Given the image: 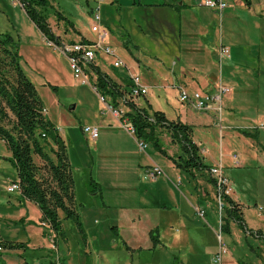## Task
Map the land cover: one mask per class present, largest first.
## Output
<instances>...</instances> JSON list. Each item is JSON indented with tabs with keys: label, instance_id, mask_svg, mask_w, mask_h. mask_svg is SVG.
I'll return each instance as SVG.
<instances>
[{
	"label": "rangeland",
	"instance_id": "1",
	"mask_svg": "<svg viewBox=\"0 0 264 264\" xmlns=\"http://www.w3.org/2000/svg\"><path fill=\"white\" fill-rule=\"evenodd\" d=\"M19 1L21 0H0V34L10 33L14 36L21 55L22 66L32 80L39 81L38 78L42 77L48 83L58 86L56 92L58 103L55 101L57 104H53L50 95L37 84L42 98L47 103L45 107L49 111V119L64 133L68 143L72 173L75 180V207L80 214L82 226L80 227L73 218L63 219L67 240L61 241L60 246L59 243L57 245L53 243L52 238L47 236L49 225L38 217L42 215H40V210L36 204L33 201L27 202L26 200H21L22 203L19 204L20 193L7 190V186L16 179L18 173L16 168L6 159L9 149L6 143L0 139V160L2 162L0 168V224L2 228L7 226V229H10L14 236L22 238L25 242H32L31 244H41V238L45 237L50 244V249L47 250L48 256L52 257L54 264H62L60 247L65 251L66 258L69 259L65 245L71 248V252L78 262H81V260L87 261L89 256L88 263L90 264L92 261L91 264H93V257L97 256L95 260H98V264L101 258L103 259L101 264L156 263L154 257L157 254L156 249L148 247L151 243L155 246L153 236L156 235L155 228L159 224V216H146L148 208L143 206L137 196L141 191L138 185V161L140 158H144L147 153L151 154L152 149L146 144L144 153L140 155L139 141L137 146L135 140L130 139L129 132L125 127L119 129L105 126L106 121L109 120L108 114L111 111L108 106L109 103L104 101L100 93L94 89L92 80H90V83L82 82L73 75L67 56L55 46L49 45L48 39L40 32L26 10L19 4ZM251 2L252 12L253 9L255 12L260 7V11L264 12V0H251ZM259 2H262V5ZM226 4L228 6V3ZM98 5L100 6L103 25L109 32V37L106 38L105 42L108 41L107 43L115 50L117 56L123 58L129 64L132 61L128 58L133 59L132 53H134L139 58L137 62L141 64L140 71L144 79L158 81L163 76L172 77L173 71L181 67L182 61H179L178 56L171 58L174 45L176 47L179 44L177 35L172 33L171 40H169L162 28H157V31L151 37L139 39V47L131 44V50L128 49L124 45V40L129 37L120 33V25L116 18L118 16L115 10L116 7H111L106 1L50 0V5L47 6L45 12L49 16L48 21L53 31L55 30V34L56 32L60 34V36L58 35L60 41L62 43H72L75 42L74 34L76 30L70 26L71 22L79 29L88 27L92 38L97 37V34L91 30L93 22L91 10L94 11ZM203 9L210 18L211 27L213 24L214 27L218 28V38L225 39V42L217 50V56L215 51L211 50L206 61L209 60L216 64L211 68L219 74L218 81L220 77H223L219 84L228 86L231 90L228 92L229 95L223 96V120H221L220 113L216 110L201 111L187 106L181 111V116L182 119L194 123L195 127L202 128L201 130H195V137L197 140H201L203 147H206L210 152L209 161L220 158L221 152H223V154H226V162L235 164L233 156L238 154L242 163H246L244 168L233 169L232 171L236 184L233 185L231 178L226 175L230 180V193L234 191L235 195H241L246 204H244L247 209L246 216H254L252 214L254 208L261 216H264V152L257 144L258 140L239 133L243 129L257 132L259 134L258 139L264 144V62H257L256 64V66L259 64L260 75H249L246 80L244 74L246 72H243V79H237L241 80L240 82H228L227 67L231 64L225 58L230 57L231 48L225 43L228 38L235 39L239 37L240 30L232 27L229 14H227L229 10L222 15L223 10H218L220 11L218 12L215 11L216 9L206 8V6ZM59 15H62L63 18L60 19ZM147 16L155 21L150 14ZM236 19H241V14H238ZM144 23L145 20H143ZM244 28H247L251 35L248 39L246 38L249 44L244 57L247 65L253 67L252 63L258 52L256 47H253L252 40L263 41L264 28L257 33L251 20L246 23ZM212 37V32H210V38ZM222 47H229L230 53L228 56L221 54ZM245 48L246 46L243 47V50ZM254 50L256 57L252 54ZM262 51L264 55V48ZM182 57L184 58V55ZM110 59L114 60V56H110ZM221 62L223 63V69L220 66ZM102 66L108 67L105 64ZM126 68H128L126 65L120 67H114L113 65L112 69L108 67L114 74H117L119 79H121V76L129 77V75H125ZM138 75L142 80L141 75ZM182 85L178 86V90L180 87H185ZM156 88L154 87V90ZM212 89L211 92L216 91V88L215 90ZM188 90L190 91V89ZM148 92L150 93L149 89ZM157 95L164 109L170 115H176L178 109L174 103L175 100L180 102L179 104L183 103L179 94L174 96V94L160 92ZM124 105H119L118 108L126 112ZM204 114L215 119V124L208 125L207 123V125H203L200 123L199 121L206 118L203 117ZM86 124L100 127L101 138L96 144L88 141L89 136L83 132L82 125ZM221 125L224 126V130L231 131L224 139H222L219 131ZM161 140L166 149L172 150V145L165 138ZM254 141L255 144H253ZM124 148L132 149L136 155L124 153ZM247 158L248 160H246ZM244 159L245 162H243ZM34 160L43 167L44 163L38 156H35ZM118 167L125 168L122 176L118 173ZM44 173H46L45 169ZM91 178L99 182L96 188V190L100 189V191H97L98 193L92 192L95 187L90 186ZM126 178L130 180L132 186L119 188L117 185L119 182L117 181ZM215 193L221 212V216H219L222 220V214L225 215V212L220 209L217 187H215ZM224 202L226 204L225 199ZM185 210L186 216L190 218L191 222L198 220L202 223H209L206 217L203 216L205 209H201L203 214L198 211L196 213L186 205ZM1 216L11 217L7 219ZM28 216H31L34 220L29 219ZM29 225L31 227H28ZM79 228L87 232L91 244L86 245ZM217 229V232H220L219 225ZM25 232L31 233L29 241L26 240ZM219 234L223 236V240L221 237L219 238L218 233H215L217 253L213 254L214 257L207 258L205 253H201L202 258L210 259L208 262L211 261V264H221L220 257L225 255L223 250L230 246L226 242L227 235L223 232ZM200 236L202 240L213 242V238L209 234L200 233ZM31 239L34 240L31 241ZM87 247L91 249V253L86 252ZM35 254V251L26 250L24 257L32 259ZM253 256L255 254H251V257L240 254V257L246 261H251L254 258ZM22 259L23 257L20 255L13 254L9 259L11 261L9 264H23ZM3 264H6V262Z\"/></svg>",
	"mask_w": 264,
	"mask_h": 264
},
{
	"label": "crops",
	"instance_id": "2",
	"mask_svg": "<svg viewBox=\"0 0 264 264\" xmlns=\"http://www.w3.org/2000/svg\"><path fill=\"white\" fill-rule=\"evenodd\" d=\"M103 1H106L111 7H116L115 10L118 13V16L116 18L120 25V33L124 36L129 33L128 36L132 42L131 44L137 47H139L140 44L139 39H146L149 36L151 37L157 31V28H162V30L167 34L166 38L169 40H171L172 33L174 35H177L179 44L176 47L174 45V48L171 51V58L178 56L179 61H182V65L176 71H173L172 77L163 76L158 81L144 79L140 71L141 64L137 62L139 58H137L134 53H132V57L134 60L128 58V60L130 59V61H132L130 64L127 63L123 58H121L129 68H126L127 70L125 71V75H129V77L131 78V73L140 74L142 77V83L150 91V93L148 92V94L142 95L140 98H136L132 101L139 107L150 106L152 110H161L165 112L166 116L170 120L180 119L181 121L192 125L194 128L193 140L202 148L201 151L205 162L212 166L219 164L222 165L224 173L231 178L232 184H236L232 176V171L233 169L244 168L246 163H242L240 157H238V159L236 160L234 156L233 160L235 164L228 161L226 162V154H223V152H221L220 158H216L214 159V161H209L210 152L206 147H203V142L201 140H197L195 137V130H201L202 128H199V126L195 127L194 123H190L189 121L182 119L181 116V111L185 108V106L192 109L197 108H195V106L191 104H179L180 102L175 100L174 103L178 111L176 115L172 116L166 109H164L162 103L159 100V96L157 95L160 94V92H164L170 95L174 94V96H178V86H181L182 84L190 89V91L200 90L204 92H211V89L215 86L214 89H212L215 90V88L220 85L219 81L221 79L223 80V77H220V80L218 81L219 74H217L216 71H213L211 68L216 64L209 60L206 61V58L208 57L211 50H214L215 55L217 56V50L219 46L225 42V39L221 37L218 38L217 27H214L213 24L211 27V22L209 21L210 18L208 17L206 11L203 9L205 7V5H203L204 0H119L118 3H113V0ZM225 1L228 3V6L221 12L222 15L224 14V12H227L229 10L227 14H229L230 22L233 25L232 27L240 30L239 37L235 39L228 38L226 39L225 43L231 48L230 57L225 58L226 61L231 64L229 65V67H227V79H229L228 82L235 83L241 81L237 80L238 78L243 79V72H246L244 73L246 80L249 75H260V68L258 66L259 64L257 65L258 68L256 64L257 62H264V55L262 54V49L264 48V40H252V45L254 48L256 47L258 53L256 57L255 50L254 52H252V54H254L256 57L252 63L253 67L252 65H247L244 56L246 55L249 42H247L246 40L251 35L249 31H247L248 29H245L244 27L246 23H249V20H251L252 25L256 29L257 33H259V30H262L264 28V12L260 11L261 7L255 12L253 9L252 12V8H250V3L252 4L251 0H249V3L244 0ZM259 3L260 5H262V2ZM172 4L179 6V8H176V6ZM206 8L208 7L206 6ZM91 13H93V9L91 10ZM242 13L244 14L242 15ZM148 14H150L155 21L148 17ZM238 14H241V19H236V16ZM143 20H145L144 24ZM71 27L76 30V33L74 34L75 41L83 40V38H85V40H92L97 38H92L91 34L88 31V27L83 29H79L76 26ZM210 32H212V38H210ZM56 34L60 36L59 33L56 32ZM258 41L259 43H257ZM244 46H246V48L243 50ZM183 55L184 58L182 57ZM222 62L221 65H219L223 69ZM103 64L112 69L113 59H110V57H107L102 54V52H99L94 67L98 66L101 70L109 74L115 81H117L121 85L122 90L126 95L131 89L129 77L121 76V79H119L117 78V74H114V72L108 69V67H103ZM90 79L94 81L95 76L93 74L90 75ZM33 80L36 86L38 84L42 87L41 89H43V91L50 95V100L53 104L58 103L57 94L49 85L52 83H48L42 77L38 78L39 81H37L36 79ZM154 87H157L156 90H154ZM37 88L38 91H40L38 86ZM55 101H57V103H55ZM119 102L120 106L122 104H125L124 107L126 108V111L129 110V106L126 103H123L122 99H120ZM44 103L45 105L47 104L45 101ZM47 115H49V111L47 112ZM108 115L109 120L106 121L104 119V121H106V127L124 129L125 126L123 125L121 118L115 116L112 110ZM203 117L206 118H203V120L199 121L203 125H207V123L208 125L212 123L215 124V119H213L210 115L204 114ZM221 120H223V110ZM200 123L199 125H201ZM221 127L219 131L220 135H222V139H224L226 135H229L231 133V131L224 130L225 128L222 125ZM244 131L249 132V134L244 133ZM157 132L161 139L165 138L172 145V150L166 149L163 146L167 150L168 154L172 156L178 155L180 153L179 145L172 141L168 130L165 127H158ZM60 133L63 138L66 139L64 133L61 130ZM239 133L258 140L257 144H259L262 152H264V144L261 143V141L258 139L259 134L257 132L247 131L243 129L240 130ZM129 137L130 139L135 140L134 142L136 145L138 144L139 139L135 135L129 133ZM100 138L101 134L95 140L91 138L87 139L88 141H92L96 144ZM255 143L256 142L254 141L253 144ZM147 144L149 145V148L152 149V152L151 154L147 153L144 158H140L138 161V185L141 191L137 196L143 206H147L148 208V210L146 211V216H159V224L155 228L156 235L153 236L155 246H153L151 243V245L148 247L150 249H156L155 251L157 254L154 256L156 263L147 262L145 264H211V261L208 262L210 259L206 260L205 258H202L201 253H205L207 258H212V256L214 257L213 254L215 252L217 253L215 233H218L219 238L221 237L223 240V236H220L219 234L220 232H223L227 235L226 242L230 244V246L226 248L225 255L222 256L221 264H242V262L248 264H264V216H261L255 208L252 212L254 216H246L247 209L244 200L241 198V195H235L233 191L232 193H230V196L237 203L241 204L243 218L248 229H242L241 226L233 220L230 221L227 230L222 229V220L220 217L221 212L219 210V205L215 197V184L214 181H212V176L210 175L209 170H206L204 172L193 170L194 174H190L189 172L183 171L182 169L176 167L171 159L154 148L151 143ZM144 151L145 150L140 149L139 154L142 155ZM123 152L136 155L135 151L130 148H124ZM7 156H10V152L7 154ZM246 160H248V158ZM243 162H245V159ZM152 165L161 166L163 169V174L158 176L156 179L145 178L144 173L148 168H151ZM1 167L2 162L0 168ZM124 172L125 168L118 167V173H120V176H122V173ZM16 180H18V176L16 177V179H14V181ZM129 181L130 180L126 178L117 181L119 182L117 185L119 188H129L128 186H132ZM26 201L30 202L29 200ZM20 202L21 199H19V204ZM186 205L196 213L197 211L201 213L202 208L205 209L206 211H204L203 216L206 217V220H208L209 223H202L198 220L191 222L190 218L186 216ZM40 215H42L41 211ZM59 216L62 219L66 218L64 212L61 210L59 211ZM1 217H5L8 219L11 216ZM38 217L41 218L42 216ZM28 218L34 220V218H32L31 216H28ZM217 223L220 227V232H217ZM28 227H31V225H29ZM7 228V226L6 228H2V225L0 224V233L2 234L4 239L6 241L9 240L13 242H23L24 247L5 249L4 251H1V264L5 262L6 264L11 263L9 259L13 254L23 257V264H54L52 257L48 256L47 250L50 249V244L46 241L47 239L45 237L41 238V244H31L32 242H25V240H22V238H17L13 235V233L10 232V229ZM256 230H260L261 232L257 234L254 232ZM63 231V235H58L59 246L61 244V241L67 240V234L64 227ZM50 232L51 230L49 229V231L47 232L48 237L50 235ZM80 232L86 245L91 244V241L89 242L87 232H85L84 230L82 231L81 229ZM200 233L204 235H211V237L213 238V242L202 240ZM25 234V236L27 237L26 240L29 241L31 238V233L25 232ZM32 240L34 239H31V241ZM65 246V250L67 255H69V259L66 258L65 251L60 247L62 264H89V256L87 257V261L81 260V262H78L74 254L71 252V248L67 245ZM26 250H29L31 252L35 251L36 254L32 259L24 257V253L26 252ZM86 252L91 253L92 251L87 247ZM240 254L244 255L245 257H251V254H255V256H253L254 258H252L251 261H246L245 259L240 257ZM95 258L97 259V256H95ZM95 258L93 257V264H98V260H95ZM102 260L103 259L101 258L99 264H101ZM91 263L92 261L90 262V264ZM131 264H134V262H131Z\"/></svg>",
	"mask_w": 264,
	"mask_h": 264
},
{
	"label": "trees",
	"instance_id": "3",
	"mask_svg": "<svg viewBox=\"0 0 264 264\" xmlns=\"http://www.w3.org/2000/svg\"><path fill=\"white\" fill-rule=\"evenodd\" d=\"M249 3V0H244ZM23 8L34 21L38 29L48 39L60 46V37L53 31L45 12L50 0H21ZM119 0H113L118 3ZM174 5V4H172ZM176 6V5H174ZM179 8V6H176ZM60 19L63 18L59 15ZM70 26H74L71 22ZM126 37H129L126 34ZM85 40V38H83ZM131 40L126 38L124 45L131 50ZM97 76L93 85L105 101L114 109L120 105L125 92L121 85L109 74L94 67ZM132 85V80L129 77ZM57 92L58 86L49 84ZM129 110L124 112L122 119H127L135 127V136L139 140L151 143L154 148L173 161L176 167L194 174L193 170H210L202 155V148L193 140L194 128L180 119L170 120L165 112L152 110L150 106L139 107L133 101H127ZM45 103L34 81L24 70L21 55L14 36L10 33L0 34V139L4 140L10 156L6 159L16 168L18 181L21 185V200L33 201L42 213V221L49 225V237L53 243H59L58 235H63V219L73 218L81 227L82 222L75 207V180L72 173L71 158L68 143L60 133L57 125L47 114L43 113ZM158 127H165L174 143L179 145L180 153L176 156L168 154L163 147ZM249 134V132L244 131ZM43 161V167L37 164L34 157ZM44 169L46 173H44ZM216 187V181L213 177ZM99 182L94 178L90 186L95 187L93 193H98ZM226 201L222 211V229L227 230L231 220L237 222L242 229L247 230L243 218L242 206L230 195L225 194ZM82 231L83 229L80 228ZM252 232V231H251ZM259 234L261 231L256 230ZM157 241V240H156ZM6 249L24 247L23 242L5 240ZM1 254V251H0ZM242 264H248L242 262Z\"/></svg>",
	"mask_w": 264,
	"mask_h": 264
},
{
	"label": "built area",
	"instance_id": "4",
	"mask_svg": "<svg viewBox=\"0 0 264 264\" xmlns=\"http://www.w3.org/2000/svg\"><path fill=\"white\" fill-rule=\"evenodd\" d=\"M227 2L225 0H204L203 5L216 9V10H224L227 7ZM19 4L23 7V3L19 1ZM92 24L91 30L97 34L96 39L92 40H79L72 43L63 42L60 46L56 45L54 42H49V45H53L56 48L60 49L68 58L71 70L73 75L80 79L82 82L90 83V75L95 76L94 66L96 64V59L99 52H102L107 57L114 56L113 65L115 67H120L126 65V63L117 56L115 50L112 49L109 44H107L106 38L109 36V32L107 28L103 25L102 16L100 13V6L95 8L92 13ZM230 53L229 47H222L221 54L223 56H228ZM127 66V65H126ZM129 69V68H128ZM132 85L130 91L124 95L122 101L125 103L127 101H132L136 98H140L142 95H146L148 93V88L142 83V80L138 74L131 73ZM92 81V82H94ZM93 84V83H92ZM94 89L96 87L94 86ZM97 90V89H96ZM231 88L228 86H223L220 84L215 92H204V91H189L185 87L179 88V97L183 103H188L198 110L208 111V110H216L222 116L223 110V96L229 94ZM101 96V95H100ZM101 98L105 101V98L101 96ZM110 109L114 112V114L121 118L123 125L128 130V132L132 135H135V127L127 120L122 119V115L124 113L123 109L117 108L114 109L111 105H108ZM48 109L46 107L43 108V113L47 114ZM82 130L85 134L89 136V138L95 140L100 136V127L98 125H90L86 124L82 126ZM146 142L143 140H139V147L141 150H144L146 147ZM238 154L234 155V158L238 159ZM1 166V160H0ZM210 175L216 181V187L218 189V200L220 204V209L225 206L224 195L229 194L231 188L229 187V178L224 173L222 165H214L209 170ZM163 174V169L159 165H152L151 168H148L144 173L145 178L148 179H156L158 176ZM7 190L9 192L20 193L21 185L18 180L11 182L8 185ZM203 214V211L201 212ZM5 247V239L0 233V251H4ZM224 252L226 249L224 248ZM222 259V255L220 257V261ZM216 261V260H215Z\"/></svg>",
	"mask_w": 264,
	"mask_h": 264
}]
</instances>
